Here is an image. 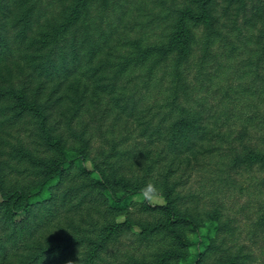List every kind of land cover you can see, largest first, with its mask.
<instances>
[{"label":"trees","instance_id":"16d2710c","mask_svg":"<svg viewBox=\"0 0 264 264\" xmlns=\"http://www.w3.org/2000/svg\"><path fill=\"white\" fill-rule=\"evenodd\" d=\"M36 1L0 0V264H253L221 203L179 188L178 157L209 142L264 167V0H160L128 22V0ZM91 103L148 146L92 152ZM149 182L164 202L132 198Z\"/></svg>","mask_w":264,"mask_h":264},{"label":"rangeland","instance_id":"374dc122","mask_svg":"<svg viewBox=\"0 0 264 264\" xmlns=\"http://www.w3.org/2000/svg\"><path fill=\"white\" fill-rule=\"evenodd\" d=\"M159 1L128 0L127 5L131 11L128 12L125 20L128 22L131 16H136V14L138 18L146 17L143 14H138V5L142 4L144 7V9L142 7L143 13L152 7L159 8ZM36 2L39 11L47 10L49 13L56 12L61 5L59 0H37ZM253 29L256 32H262L261 36L264 38V19H259ZM103 106L88 104L80 117L83 120V122H79L80 125L89 121L91 130L97 129L93 132L94 147L92 152H96L97 148L112 149L111 142L117 139L124 140L119 146L120 148L126 147L132 149V152L141 151L142 147L148 146L146 140L142 144L138 143L141 136L139 127L133 119L119 116L115 111H107L108 115L101 117ZM253 133L250 130L247 136ZM246 139L252 138L246 137ZM208 145L210 143L205 142L195 151L178 157V174L182 180L179 188L184 193L194 192L196 195L193 200L199 208H208L214 203H221L223 210L232 217V224L235 227L234 235L230 236L229 242L235 239V242L245 243L253 253V264H264V167L257 163L229 165V158L225 153L221 161L220 156L215 152H206L205 147ZM226 152L228 151L226 150ZM137 160L139 159L136 156H132L122 161L125 163L124 172L129 174L137 169L140 170ZM133 162L136 164H131ZM87 165L92 167L90 160L87 161ZM94 175L97 176V173L95 172ZM132 198L140 199L139 194L133 195ZM164 201V197L161 195L155 202L162 203Z\"/></svg>","mask_w":264,"mask_h":264},{"label":"clouds","instance_id":"9594fccd","mask_svg":"<svg viewBox=\"0 0 264 264\" xmlns=\"http://www.w3.org/2000/svg\"><path fill=\"white\" fill-rule=\"evenodd\" d=\"M139 197L141 201L152 204L161 197V192L154 183L149 182L141 188Z\"/></svg>","mask_w":264,"mask_h":264}]
</instances>
